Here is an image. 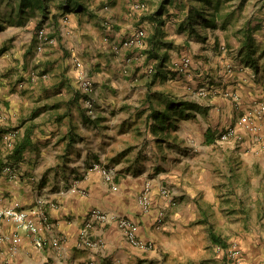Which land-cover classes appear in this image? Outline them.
I'll return each mask as SVG.
<instances>
[{
  "label": "crops",
  "instance_id": "obj_1",
  "mask_svg": "<svg viewBox=\"0 0 264 264\" xmlns=\"http://www.w3.org/2000/svg\"><path fill=\"white\" fill-rule=\"evenodd\" d=\"M34 2L43 24L25 16V36L0 39V205L38 208L40 223L45 214L44 244L13 220L2 221L0 264H200V253L222 264L220 246L209 251L201 242L211 230L223 231L222 210L231 204L219 190L252 181L253 154L245 150L256 136L243 129L240 115L257 84L250 70H227L231 58L222 45L232 46V39L218 17L202 18L218 10H204L197 0H55L52 10L48 0ZM162 5L164 24L153 40L157 22L149 16ZM44 22L53 42L42 43L33 30ZM139 28L146 30L145 46L125 45ZM187 56L192 62L180 71L176 64ZM81 73L95 83L94 114ZM224 91H238L242 108ZM232 125L244 143L220 140ZM12 130L19 133L10 144ZM218 144L223 152L213 150ZM96 162L115 170L118 190L91 170ZM10 163L14 178L5 171ZM150 181L146 211L138 197ZM94 208L131 218L153 248L133 245L116 221L96 223L90 230L96 244H86L81 232ZM242 264L253 263L242 254Z\"/></svg>",
  "mask_w": 264,
  "mask_h": 264
},
{
  "label": "rangeland",
  "instance_id": "obj_2",
  "mask_svg": "<svg viewBox=\"0 0 264 264\" xmlns=\"http://www.w3.org/2000/svg\"><path fill=\"white\" fill-rule=\"evenodd\" d=\"M166 1L167 3L169 2V0ZM211 1L212 2L208 4L205 1L197 0V3L198 5L205 4L207 8L212 7V10H218V16H216L219 20L218 23L221 24L223 30L227 32V36L232 39L233 49H231L232 46L229 47L227 45L228 43L222 45L223 51L231 58L229 64L226 65L227 70L229 73H235L236 71L240 73L250 70L252 74L249 77L257 84L255 100L251 101V105L246 107L240 117L254 123L255 126H258L259 130L254 133L245 126V123L243 124V129L247 132L254 133V136H256L253 137L254 140L251 142V145L245 150L246 152L253 154V158L250 159V162L253 164V169H251L250 175L252 181H248V184L242 183L236 185L228 190H219V192H222L220 195L221 200H226V202L230 201L231 204L229 207L222 210L221 215L223 220L221 225L223 231L220 236L225 239L228 246L224 247L223 245L216 243L211 237H207L204 243L201 242V245L205 244L206 249L208 250L210 245L218 244L222 251L220 254L222 264L229 263L227 250L232 247L240 248L242 254L246 255L248 260H252L253 264H264V186L263 183H261V180L264 181V122L258 121V118L260 119L264 117V58L261 59L259 70L256 71L248 62L244 51V41L249 32L252 33L256 45L261 49L264 47V0ZM19 2L20 0H0V22H2L0 39L9 34L14 35L15 38H22L25 36V16L29 22L33 21L37 22V24H43V9L42 7H39L41 5H37V3L34 2V7L28 6L29 9L27 10V14L21 16L20 11L16 12V8H19L20 6ZM48 2V7L51 10L54 9L55 0L54 2L48 0ZM37 24H35L33 30L35 29L38 33L41 29L50 26L47 23L43 26H38ZM48 34L51 38L54 37L50 32ZM186 59H190V63L186 67L184 66V69L181 70ZM191 62V58L187 56L177 62L176 66L180 71H185V69L190 66ZM227 92L239 93L238 91H224L223 95L227 96ZM239 95V101H235L231 96L227 97L233 100L236 107L242 108L244 102L240 93ZM240 133L242 134V139L239 141L240 143H244L246 141L245 135L242 131H240ZM240 147L241 145L238 144L233 146L235 150H238ZM213 150H216L219 153L223 152L222 145L218 144ZM108 159L109 158H107V160ZM240 160V162H242L243 159L240 157ZM240 162L238 161L236 166L239 165ZM248 162L249 161L246 163L249 164ZM259 183H261V186H258ZM142 192L138 197V201ZM198 258L197 261L200 264H207L208 262L214 264L213 260H209L207 255H201L200 253Z\"/></svg>",
  "mask_w": 264,
  "mask_h": 264
},
{
  "label": "built area",
  "instance_id": "obj_3",
  "mask_svg": "<svg viewBox=\"0 0 264 264\" xmlns=\"http://www.w3.org/2000/svg\"><path fill=\"white\" fill-rule=\"evenodd\" d=\"M136 7L138 9H143V10L148 9L145 3H137ZM39 37L42 43H44L45 41L48 42L54 41V39L49 36L46 28H43L39 31ZM124 43L127 46H136L143 48L146 44V30L144 28H139L136 34L133 37L126 39ZM42 47L43 44H40L39 49H41ZM77 63L80 64L81 63L80 60H77ZM189 63H190V59H186L185 62L183 63V66L181 67V70H183L184 66L186 67ZM81 90L85 94L89 95L86 99V106L88 112L90 114H94L95 102L94 99L91 97V94L94 91V81L92 80L91 77H89L84 73L83 74L81 73ZM199 93L200 95H207V91L205 89H201ZM226 95L231 96L235 101L240 100V95L237 92H227ZM244 123L245 126L254 133L259 130L258 126H255V124L250 121L245 120ZM18 133H19L18 130H12L9 133L11 138L10 144L13 143V139L16 138ZM232 138H236L238 140L242 139V134L240 133L238 127L235 125L229 126L224 132L221 133L220 136V140L222 141H229ZM91 170H97L102 172V174L105 177V180L109 184H111V187L114 190L119 189V185L115 180L116 172L114 169L105 167L100 163H94L91 166ZM5 171L13 178L18 175L17 171L15 170L14 166L11 163L5 166ZM151 188H152L151 182H147L139 198V202L142 208L146 211H149L152 205V200L150 195ZM163 193L169 198L172 196L171 191L168 188H163ZM37 214H38V208L25 209V208H16V207H3L0 205V224L2 223V221H5L7 219L13 220L19 228H25L28 230L30 234H33L35 236V240L38 245H43L44 238L40 235V231L42 230V225L46 221L47 217L45 214H42L41 223H40L37 222L35 219V216ZM111 221H116L118 223V226L124 231L128 240L133 245L145 249L153 248L154 243L152 241H144L141 238H139L136 224L131 218L118 212H107L100 208L92 209L87 217V220L81 232V237L85 240V243L88 245L96 244V242H94L90 238V230L96 223H107ZM3 238L4 237H2L1 239ZM228 256H229V264H242V252L240 248L238 247L230 248L228 250Z\"/></svg>",
  "mask_w": 264,
  "mask_h": 264
},
{
  "label": "trees",
  "instance_id": "obj_4",
  "mask_svg": "<svg viewBox=\"0 0 264 264\" xmlns=\"http://www.w3.org/2000/svg\"><path fill=\"white\" fill-rule=\"evenodd\" d=\"M201 1H205L208 4H210L212 2L211 0H201ZM28 6L34 7V0H21L20 1V8L21 9L24 10L25 7H28ZM164 6L165 5H162L157 12H155L149 16L150 19L155 20L157 22L156 32L153 35V40L161 35V26L164 24V19H162V15L164 12ZM65 7L69 10V7H70L69 3ZM82 7H83L82 3H79L78 8H82ZM206 9H210V8H207V6H206L204 10H206ZM200 14H202V13L200 12ZM211 15L212 16H203L202 18H203L204 22H207V23L210 21L215 22L216 14H211ZM0 28H1V23H0ZM247 34L248 35L244 41L245 57L247 58L248 62L255 68V70L258 71L259 67L261 65V59L264 58V47L261 49L258 45H256V41L253 38L251 32H249ZM156 42L157 41H155V43ZM151 54L154 55L153 53H151ZM161 63H163V61H161L159 63L158 67H160L162 65ZM208 141H213V140L209 138ZM211 237L216 243L221 244L224 247L228 246L225 239H223L218 234L214 233L213 230H211Z\"/></svg>",
  "mask_w": 264,
  "mask_h": 264
}]
</instances>
